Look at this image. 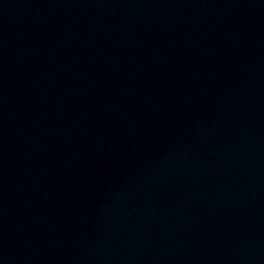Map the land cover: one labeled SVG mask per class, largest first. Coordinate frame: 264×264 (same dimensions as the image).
<instances>
[{"label": "water", "instance_id": "obj_1", "mask_svg": "<svg viewBox=\"0 0 264 264\" xmlns=\"http://www.w3.org/2000/svg\"><path fill=\"white\" fill-rule=\"evenodd\" d=\"M0 264H264V0H0Z\"/></svg>", "mask_w": 264, "mask_h": 264}]
</instances>
